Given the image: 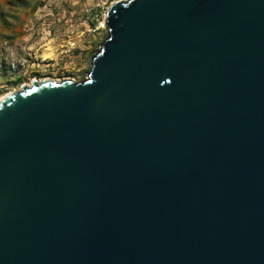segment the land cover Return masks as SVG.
<instances>
[{
	"label": "water",
	"instance_id": "water-1",
	"mask_svg": "<svg viewBox=\"0 0 264 264\" xmlns=\"http://www.w3.org/2000/svg\"><path fill=\"white\" fill-rule=\"evenodd\" d=\"M79 81L0 100V264H264V0H116Z\"/></svg>",
	"mask_w": 264,
	"mask_h": 264
},
{
	"label": "rangeland",
	"instance_id": "rangeland-1",
	"mask_svg": "<svg viewBox=\"0 0 264 264\" xmlns=\"http://www.w3.org/2000/svg\"><path fill=\"white\" fill-rule=\"evenodd\" d=\"M114 1L10 0L12 5H5L2 1L0 26L12 25L6 18L7 14L20 17L24 13L17 24L31 20L36 24L34 28L41 29L42 33L47 28L49 32L40 34L39 37H45L42 39L45 45L38 51L39 56L30 53L27 57L28 66L18 84H13L8 74H0V96L31 83L34 78L79 81L91 67V55L106 34L104 13ZM17 5H21V9Z\"/></svg>",
	"mask_w": 264,
	"mask_h": 264
},
{
	"label": "crops",
	"instance_id": "crops-1",
	"mask_svg": "<svg viewBox=\"0 0 264 264\" xmlns=\"http://www.w3.org/2000/svg\"><path fill=\"white\" fill-rule=\"evenodd\" d=\"M2 1H4L3 4L5 5H10V4L12 5V3L9 2L10 0H0V4L2 3ZM17 7L21 9L22 6L17 5ZM24 7L25 5L23 6V8ZM23 16L24 13H21L20 17H17V15H13V14L6 15L7 20L11 21L12 25L7 24L5 26H0V38L2 37V39H0V43L4 40L19 43L25 49L30 51V53H33L37 57L39 56L38 51L45 45V43L42 42V39L45 37L44 36L39 37V36L40 34H43L45 32L42 33L41 29L34 28L36 24L33 27L29 28L28 30L27 29L25 30L24 29L25 24L23 23L17 24V21L20 22ZM26 22L27 20L24 23Z\"/></svg>",
	"mask_w": 264,
	"mask_h": 264
},
{
	"label": "built area",
	"instance_id": "built-area-1",
	"mask_svg": "<svg viewBox=\"0 0 264 264\" xmlns=\"http://www.w3.org/2000/svg\"><path fill=\"white\" fill-rule=\"evenodd\" d=\"M37 19H41V17ZM33 25L34 23L29 20L25 23L24 29L28 30ZM43 32H49V30L46 28ZM28 56H30V52L19 43L8 40L2 41L0 43V74H8L13 81L19 79L28 66Z\"/></svg>",
	"mask_w": 264,
	"mask_h": 264
},
{
	"label": "bare ground",
	"instance_id": "bare-ground-1",
	"mask_svg": "<svg viewBox=\"0 0 264 264\" xmlns=\"http://www.w3.org/2000/svg\"><path fill=\"white\" fill-rule=\"evenodd\" d=\"M43 79H50V78H43ZM40 80H42V79H36V78H34L33 80H32V82L33 81H37V82H39ZM52 80V79H51ZM56 80H59V79H56ZM62 80V79H61ZM71 80V79H70ZM73 80V79H72ZM74 81H76V80H74ZM32 82L31 83H29V84H23L22 86H30L31 84H32ZM21 86V87H22ZM20 87V88H21ZM20 88H18V89H15V90H19ZM15 90H13V91H15ZM13 91H11V92H8V93H6V94H4V95H1L0 96V100L2 99V98H4L7 94H9V93H12Z\"/></svg>",
	"mask_w": 264,
	"mask_h": 264
},
{
	"label": "trees",
	"instance_id": "trees-1",
	"mask_svg": "<svg viewBox=\"0 0 264 264\" xmlns=\"http://www.w3.org/2000/svg\"><path fill=\"white\" fill-rule=\"evenodd\" d=\"M20 82V78L19 79H16L15 81H13L12 83L13 84H18Z\"/></svg>",
	"mask_w": 264,
	"mask_h": 264
}]
</instances>
